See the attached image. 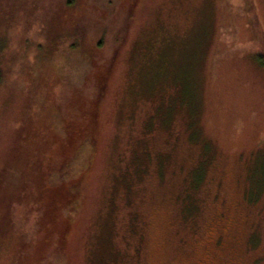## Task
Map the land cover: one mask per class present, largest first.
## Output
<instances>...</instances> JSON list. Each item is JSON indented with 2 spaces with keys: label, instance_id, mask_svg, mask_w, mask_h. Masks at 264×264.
Wrapping results in <instances>:
<instances>
[{
  "label": "rangeland",
  "instance_id": "1",
  "mask_svg": "<svg viewBox=\"0 0 264 264\" xmlns=\"http://www.w3.org/2000/svg\"><path fill=\"white\" fill-rule=\"evenodd\" d=\"M0 264H264V0H0Z\"/></svg>",
  "mask_w": 264,
  "mask_h": 264
},
{
  "label": "trees",
  "instance_id": "2",
  "mask_svg": "<svg viewBox=\"0 0 264 264\" xmlns=\"http://www.w3.org/2000/svg\"><path fill=\"white\" fill-rule=\"evenodd\" d=\"M73 3V0H68V5H71ZM0 54H1V47H0ZM263 67H264V61L262 63Z\"/></svg>",
  "mask_w": 264,
  "mask_h": 264
}]
</instances>
